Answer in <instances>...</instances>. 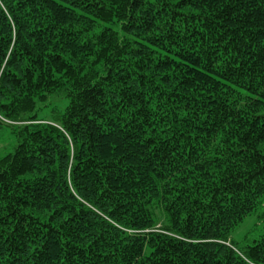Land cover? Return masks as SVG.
<instances>
[{
  "label": "trees",
  "instance_id": "obj_1",
  "mask_svg": "<svg viewBox=\"0 0 264 264\" xmlns=\"http://www.w3.org/2000/svg\"><path fill=\"white\" fill-rule=\"evenodd\" d=\"M3 125L0 264H264V0H0Z\"/></svg>",
  "mask_w": 264,
  "mask_h": 264
},
{
  "label": "rangeland",
  "instance_id": "obj_2",
  "mask_svg": "<svg viewBox=\"0 0 264 264\" xmlns=\"http://www.w3.org/2000/svg\"><path fill=\"white\" fill-rule=\"evenodd\" d=\"M54 97V96H53ZM49 98L46 106L40 108L38 105L36 114L38 118L55 119L54 116L59 115L63 110L65 100ZM16 143V136L11 132L7 125L0 127V157L13 149ZM264 233V200L263 204L258 207L249 216L245 217L242 222L236 226L231 233V238L235 247L239 250L244 249L247 244H251L259 235Z\"/></svg>",
  "mask_w": 264,
  "mask_h": 264
}]
</instances>
